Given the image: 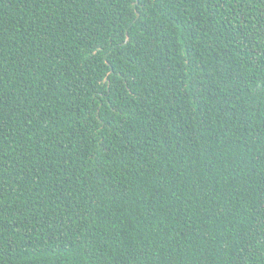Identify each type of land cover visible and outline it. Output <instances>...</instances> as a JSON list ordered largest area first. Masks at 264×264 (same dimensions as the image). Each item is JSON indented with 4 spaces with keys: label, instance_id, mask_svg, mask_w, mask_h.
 <instances>
[{
    "label": "trees",
    "instance_id": "obj_1",
    "mask_svg": "<svg viewBox=\"0 0 264 264\" xmlns=\"http://www.w3.org/2000/svg\"><path fill=\"white\" fill-rule=\"evenodd\" d=\"M0 264H264V0H0Z\"/></svg>",
    "mask_w": 264,
    "mask_h": 264
}]
</instances>
